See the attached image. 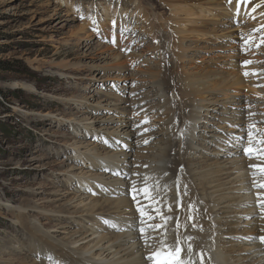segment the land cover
<instances>
[{"label":"bare ground","instance_id":"bare-ground-1","mask_svg":"<svg viewBox=\"0 0 264 264\" xmlns=\"http://www.w3.org/2000/svg\"><path fill=\"white\" fill-rule=\"evenodd\" d=\"M134 1H138L137 11L143 13V21L149 27L144 28L145 25L142 29H147L152 39L142 49L137 43L128 40L127 47L131 46L126 52L125 47L122 48L120 53L108 46V49H112L110 57L113 65L123 70L134 65L139 70L132 72V75L125 72V77L122 76L125 85L116 86L118 93L114 98L119 100L120 104L117 105L113 99L107 102L109 105H116L115 111L119 118L115 119L116 124L109 126V136L105 137L112 149L107 151V147L103 146L101 151L99 145L91 147L90 145L95 143L87 138L94 136L100 139V135L87 128L85 130L90 132H86L82 140L75 141L76 150L80 151V147L87 149L79 152L82 161L76 168L84 179L78 181L79 187L95 191L98 197L74 193L76 199L73 196L69 200L65 211L55 210L57 217L66 215L69 225L55 226L58 235L42 233L47 239L45 245H50V254H47L51 259L50 264H152L151 261H146V257L156 251L158 245L153 244L151 249L145 248L143 240L138 239L136 224L133 221L139 213L135 211L136 203L125 194L129 181L115 175L116 170L132 174L130 181L137 187L147 184L155 186L154 191H160L163 199L157 198L158 203L150 199L144 203V198L138 199L141 200V207L151 214L148 220L152 219L153 215L156 217L151 222H158L159 213L155 211L157 207L170 215L166 233L161 230L162 240L167 242L166 247H174L171 241L179 237L184 241L183 247L186 250L188 237H195V251L192 253L198 264L201 251L204 252V264H264V242L258 239L264 236V209L261 207L264 204V189L258 187L264 182V175L249 167L252 164H264V156L249 159L242 154L240 144V138L246 139L247 132L252 131L253 146L264 148V144L260 143L264 141V134L256 129L257 126H264V100L260 103L255 99H241V96L236 97L239 92L233 91V88L239 91L238 87L247 84L248 79L241 76L243 70L246 68V71H249L256 67L264 69V59L256 57L259 62L262 61L261 64L250 67H243L238 61L230 62L231 58L238 59L239 48L243 47L240 41L230 40L224 46H211L215 51V59L222 61L220 58H224L227 65H230V68L216 69V72L220 71L222 75L205 76L198 74L199 71H189L185 69L183 62L189 60L188 58L202 46L195 40L185 45L184 38L187 41L192 38L182 36L199 31L198 27L179 30L172 22L173 19H160L163 15L157 12L158 7L164 6L186 16L207 19L206 13L216 12L221 16L231 13L225 8L227 5L237 10V0H231V4H226L224 0H157L160 4L156 7L153 4L152 8L142 0L130 2ZM256 2L257 0H249L246 5L240 4L239 9L250 8L257 4ZM159 20L165 24L160 25ZM218 22V27L201 31L206 35L214 34L218 38L223 31L234 32V19ZM220 23L225 24V27ZM175 35L182 42V55L173 47L172 38H176ZM234 37L237 38L236 34ZM96 56L100 58L99 54ZM170 58L175 61L174 73L177 74L174 85L169 82L166 75L168 71L165 69V64ZM251 59L250 57L248 60ZM150 63H154V66ZM142 66L146 69L141 68ZM139 77L143 82L136 86ZM128 79H131L130 84L133 86L129 96L125 94ZM251 84L254 85V82L251 81ZM174 90L180 91V100L186 101L175 103L172 97L177 94ZM133 92L136 95H131ZM153 99L159 100L153 103L157 105L155 110L150 104ZM75 101L87 103L81 99ZM156 112L161 113L163 117L161 137H158L159 133L154 132H143L145 134L141 135L146 125L138 127V130L132 129L143 115L149 118L156 115ZM209 117L212 118L209 120ZM83 119L85 116L81 117L80 121ZM108 119H114V116L108 115ZM200 119L204 122L210 121L212 125L205 128L210 132L201 135L202 140L199 141L194 132L198 128L195 123ZM223 122L230 125L236 123V126L233 129L227 127L225 132L222 130L225 129ZM249 125L255 128H249ZM228 131L232 134H227ZM150 136L153 138L151 137L148 145H143L145 138L149 139ZM118 140L127 147L117 146L115 142ZM245 141L246 146L247 139ZM208 148H212L211 153L223 156L214 158L206 154ZM87 152L92 155L83 156ZM181 164L185 165L186 172L180 170ZM145 165L147 167H144ZM106 168L110 171H105ZM67 178L66 184L72 180V177ZM78 184L75 182L76 187ZM117 191L118 196L113 198L112 194ZM178 194L183 197L184 204L191 203L194 208H178ZM176 195L177 199L174 198ZM168 205L172 206L171 213H168ZM28 209L35 210L34 207H24V213ZM38 212L46 215L52 212L53 215V211L46 209ZM190 215L194 217L197 227H188L185 231V225L192 223L186 219ZM20 217L17 214L14 221L20 223ZM148 220L145 223H148ZM114 223L116 226H113ZM177 223L180 225L179 229L176 228ZM72 224H77L80 228L72 232ZM200 226L203 231L199 230ZM25 229H31L30 233L36 231L29 227V224L25 225ZM171 229L175 234L170 235ZM62 234L64 236L60 237ZM40 256L45 257L43 254ZM190 256L191 253H188L184 258Z\"/></svg>","mask_w":264,"mask_h":264},{"label":"rangeland","instance_id":"rangeland-1","mask_svg":"<svg viewBox=\"0 0 264 264\" xmlns=\"http://www.w3.org/2000/svg\"><path fill=\"white\" fill-rule=\"evenodd\" d=\"M130 1L132 0H0V264H50L51 259L47 255L50 254L48 249L50 245H45L47 239L42 233L58 235L55 226L69 225V222H66V215L57 217L54 214L55 210L65 211L67 209L65 205L75 196L74 193L83 196L92 194L93 197H98L97 193L93 194L95 191L79 187L78 181L83 177L78 174L79 169L76 167L82 161L79 152L85 151L86 148L80 147L78 148L80 151L76 150L75 141L82 140L85 133L91 131L100 135V139L94 136L87 138L95 143L90 145L91 147L99 145L101 151L104 149L103 146L107 147V151L112 149L105 137L109 136L107 135L111 129L109 126L116 124L115 119L118 117L115 111L116 105H109L107 102L113 99L117 105L120 104L119 100L114 98L118 93L116 86L125 85L123 83L125 79L122 77H125V72L131 74L138 72L139 68L132 65L127 70H123L112 64L110 52L113 49L120 53L122 48L117 47L116 44L112 45L106 38L107 34L110 36L112 33L109 31L110 27L133 31L135 39L144 43L141 45L138 42L140 49L152 39L147 29H142L145 24L143 13L141 12L139 16L134 9V6H138V1L133 3ZM142 1L150 8L153 4L154 7L160 4L157 0ZM225 8L230 10L228 7ZM256 9L257 12L251 10L252 14H249L251 19H240L238 22L240 25L236 24L233 28L252 24L254 28L252 30L255 31L261 27L260 24L254 26L256 23L260 22L264 26V15L260 16L264 2L262 7ZM173 11L164 6L158 7L157 10L163 15L160 19L170 17L179 30L185 27L199 29L195 33H187L188 36H182V38H192L189 39L190 41L184 38L185 45L195 40L202 46L188 58L189 60L183 62V65H186L185 69L199 71L198 74L206 76L222 75L220 71L216 72V69L230 68L224 58H220L222 61L215 59L213 53L215 51L211 46L216 44L224 46L230 40L240 41L238 37H234L240 32H235V29L231 33L223 31L218 38L214 34L206 35L201 30L215 28L218 21L233 20L232 13L235 12L230 10L232 13L222 16L216 12L206 13V19ZM158 23L165 24L162 20ZM220 24L225 27V24ZM144 28L149 27L146 25ZM259 36H264V28L260 30ZM113 37L114 35L111 34L110 38L116 41ZM172 39L173 47L179 55H182V42L177 37ZM117 44H120L119 41ZM108 46L112 49H108ZM258 48L255 50L256 57L264 59L262 54L264 46L260 45ZM98 54L100 58L96 56ZM231 61L238 59L231 58ZM251 61L254 62L253 59ZM261 62L256 65H260ZM150 64L154 66V63ZM174 64L172 58L165 64V69L168 71L166 75L172 85L177 78ZM252 64L242 66L250 67ZM141 68L146 69L144 66ZM256 70V68L249 70L252 72L251 76L241 73L243 78L248 79L247 84L253 81L254 85L244 84L238 87L239 91L233 88L235 93L239 92L236 97L255 99L262 103L264 69L258 68L261 73L257 70L255 75ZM140 78L136 86L142 84ZM130 81L131 79L127 81L125 93L127 96L133 89ZM174 91L177 94L172 97L175 103L186 101L180 100V91ZM80 99L87 103L75 101ZM157 101L159 100L153 99L150 103L154 106V110L157 105L153 103ZM262 110L264 114V106ZM160 114L156 112L154 116L143 118L142 121L148 118L147 121L151 124L146 125L139 121L137 125L150 126L151 130L148 132L159 133L158 137H161L163 117ZM108 115H113L114 119H108ZM84 116L85 119L80 121ZM211 118L209 117V120ZM195 124L198 128L194 133L198 135L197 139L200 141L201 135L210 132L205 128L212 123L200 119ZM223 124H225L223 126L225 129H222L224 131L227 127L233 129L236 126V123L230 125L223 122ZM137 125L132 129L138 130ZM256 129L264 134V126H257ZM227 134L232 132L228 131ZM151 137L145 139L150 141L153 138ZM118 141L115 143L121 147L123 143ZM143 145L148 144L143 143ZM186 147L185 144L184 149ZM211 150L212 148H208L205 153L214 158L223 156L211 153ZM88 155L92 153L87 152L83 156ZM180 170L186 172L185 165L181 164ZM67 177H72L68 184H66ZM74 181L77 182L78 187L75 186ZM164 182L165 180L162 181ZM155 192L157 191L155 190L154 194ZM112 196L113 198L118 196V191ZM145 199L147 198L142 199L144 203L149 201ZM17 206L19 209H16ZM24 207H34L37 210L28 209L24 213ZM42 209L53 211V215L52 212H48L49 215L39 213L38 210ZM17 214L21 216L18 218L20 223L14 221ZM27 224L36 231L30 233L31 229L26 230ZM72 225L70 227L72 232L80 228L77 224ZM38 228L43 231H39ZM63 236L64 234L60 237Z\"/></svg>","mask_w":264,"mask_h":264},{"label":"snow or ice","instance_id":"snow-or-ice-1","mask_svg":"<svg viewBox=\"0 0 264 264\" xmlns=\"http://www.w3.org/2000/svg\"><path fill=\"white\" fill-rule=\"evenodd\" d=\"M229 4H231V0H228ZM249 2V0H237V15H239V5L240 4H247ZM261 4L257 3L253 8H252V12L256 11L257 7H260ZM255 18V17H253ZM95 23V22H94ZM255 31H260V29H256ZM110 42H115L114 40L110 41ZM261 42L264 43V36L261 37ZM247 43V42H245ZM256 47H259V44L256 45ZM245 65L247 64H251L252 61L248 60V61H244L243 62ZM245 76L249 75L248 72L244 73ZM135 95V94H133ZM142 123L147 124L148 121L147 119H145ZM140 125L138 124L137 127H139ZM252 126L249 125V128H251ZM151 129L149 128H145L143 129V132H148ZM141 135H143V133H141ZM183 135V134H182ZM252 136L253 133L252 131H248L247 132V146L245 145V137H241L240 138V144H241V152L243 155L247 156L249 159L252 158H261L262 156H264V148L258 149L256 147L253 146L252 144ZM150 141L145 139L143 141L144 144H148ZM260 143L264 144V141H260ZM123 147H127V145H123ZM138 167V166H137ZM144 167H147V165H145ZM250 168L254 169L255 171H258L260 174L264 175V164H252L249 165ZM182 170V169H181ZM115 175L117 176H121L123 177V179H125L126 181H129V184L125 190V194L126 195H130L131 199L133 202L136 203V209L135 211H137L139 213V216L136 218L135 221H133V223L136 224V230L138 232V239H142L143 240V247L145 248H149L151 249L153 244L158 245V248L156 251L151 252V254H149L146 257V261H151L152 264H197V261H193L191 259H185L184 256L188 253L194 252L195 251V245H194V240L196 239L195 237H188V245H187V249L185 250L183 247L184 241L181 240L179 237H176L175 240L173 241L174 243V247H166V241L162 240V231L164 230V232L166 233L167 230V226H168V222L171 219L170 215L167 213H164L163 210L160 207H157L155 209V211L157 213H159V219L158 222H151L149 220V222L146 224L145 221L148 220L149 216L151 215L150 213L146 212L145 209L143 207H141V200L138 199V197H143V198H147L153 201H157V197L160 196V192H155L154 193V187L155 186H149L147 184H145L143 187H137V185L135 183H132L130 181V175L132 174H125L123 171L121 170H116L114 172ZM139 175V174H136ZM145 180H147V177L144 178ZM258 187L264 189V183H261L258 185ZM103 190V189H102ZM93 194H96L95 192H93ZM161 199H163V197H161ZM178 199L180 200V203L178 204V208H184V207H188V208H194L193 204H184L183 202V197L179 196L178 194ZM158 203V201H157ZM149 207L151 208L152 205H149ZM168 213L172 212V206L168 205ZM262 209H264V204L261 205ZM156 217L153 215L152 216V220H155ZM186 219L188 221H192V223L190 225L186 224L185 225V231H187L188 227H197L195 221H194V217L193 216H188L186 217ZM107 223V221H105ZM113 226H116L115 223L113 224ZM180 225L179 223L176 224V228L179 229ZM122 230H130V229H122ZM200 231H203L202 226L199 227ZM258 239L261 242H264V236H260L258 237ZM209 260L211 259L210 257L208 258ZM198 260H199V264H204V252L201 251L199 253L198 256Z\"/></svg>","mask_w":264,"mask_h":264}]
</instances>
